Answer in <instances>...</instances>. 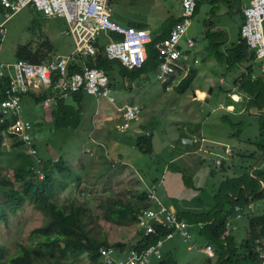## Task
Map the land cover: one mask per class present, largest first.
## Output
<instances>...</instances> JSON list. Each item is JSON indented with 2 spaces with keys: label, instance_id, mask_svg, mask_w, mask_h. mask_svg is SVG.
I'll return each instance as SVG.
<instances>
[{
  "label": "rangeland",
  "instance_id": "374dc122",
  "mask_svg": "<svg viewBox=\"0 0 264 264\" xmlns=\"http://www.w3.org/2000/svg\"><path fill=\"white\" fill-rule=\"evenodd\" d=\"M196 1V11L183 36V58L179 61L191 74L183 86L174 85L171 82L173 78L165 84L161 83L156 78V66L136 76L129 73L123 76L122 71L116 69L110 76L115 102L85 92L67 98L68 104L81 109V124L76 129H56L51 123L52 107L45 110L30 100L24 101L23 114L26 118L33 123L46 120L42 126H37L38 131L47 134L46 138L36 143L40 154L56 159L57 150L61 149L59 153L68 159L72 169L81 172L79 185H71L79 201H87L89 197L86 196L94 198L97 205L109 197L113 201H124L132 194L136 195L137 189L146 191L155 185L156 195L163 203L170 205L174 202L178 209H182L179 205L181 201L172 198L176 192L182 191V187L188 190L190 185L196 184L206 197L219 181L217 188L228 178L240 177L247 183H260L259 169H264V162L256 143L261 139L262 118L255 108L246 109L245 105L251 103L245 97L239 103H231L232 98L223 93L224 90L226 93L233 90L235 79L247 72L249 67L256 72L264 67V57L255 60L245 58L242 63L229 58L241 40V10L249 6L250 0ZM112 8L114 20L125 26L142 22L143 27H147L154 36L155 32H168L183 19L181 0H115ZM11 12L0 0V24L6 21V35L1 41V60L14 62L17 57H22L28 46H39L41 42L46 43L45 51L51 57L74 50L73 38L63 33L68 28L65 18L47 17L32 5L7 18L6 14ZM108 34L103 32L98 36V48L106 46ZM188 39L194 41L192 47L185 46ZM49 45L50 50L47 51ZM180 71L175 76L182 77ZM211 87L213 93L209 99L199 100L205 96L203 92H197L199 99L194 97L195 88L209 91ZM217 98L225 102L223 107L217 105ZM132 103L143 104L145 109L139 119L131 121L130 127L122 130L118 127L121 124L119 108ZM229 103L234 105L233 111L227 107ZM181 133L186 135L183 141ZM150 134L153 152L145 153L136 145L137 139ZM5 145L7 149L12 148L10 142ZM226 147L233 149L228 166L216 170L217 154ZM25 149L20 147L14 149L13 153L26 152ZM184 152L187 153L184 155ZM204 165L215 169L214 176L195 179L198 168ZM255 166L256 175L253 177L251 169ZM263 202L264 199L260 203L255 201V211L263 208ZM103 211L98 208V214ZM244 212H247V208ZM17 213H8V224L0 220V244L6 248L7 257L15 255L17 244L26 243L30 233L45 219L30 202L25 203ZM192 213L184 211L183 214L190 224L195 246L188 249L192 244L176 236L165 243L164 259L170 257L176 264H203L205 256L197 252V248L208 240L199 233L198 224L189 221ZM245 222L247 219L243 218L232 220L233 226L229 229L232 241L235 238L233 232L245 234L242 226ZM96 229H104L105 237L112 244L125 242L130 246L139 237L136 224L122 227L99 220ZM237 240L240 239L232 242L238 247L236 257L223 260L218 253L213 264L260 262L246 258L247 252ZM119 257L116 255V258ZM81 261L76 264H89L86 257ZM158 262L155 258L151 260V264Z\"/></svg>",
  "mask_w": 264,
  "mask_h": 264
},
{
  "label": "trees",
  "instance_id": "16d2710c",
  "mask_svg": "<svg viewBox=\"0 0 264 264\" xmlns=\"http://www.w3.org/2000/svg\"><path fill=\"white\" fill-rule=\"evenodd\" d=\"M136 26L143 28L141 24ZM165 36L167 32L162 34L155 32L154 39H163ZM240 38L239 44L233 49V55L229 58L240 63L245 58L255 60L257 58L255 52L248 48L241 33ZM32 46L33 44L24 49L22 55L24 59L31 62H45L54 57L47 55L46 43L41 42L39 46ZM49 50L50 45L47 51ZM156 62V52L152 45L149 48L148 60L140 69L130 70L119 60H110L104 48H101L95 57L87 60L90 66L105 70L109 78L116 69L121 70L123 76L127 73L131 76L140 75L149 67H157ZM73 68L80 69V63L72 66L70 70ZM255 72L254 68L249 67L247 72L235 79L234 84L239 86V92L251 98L249 101L252 105L250 106L262 112L264 110V72L261 71V67L256 72L257 74ZM190 75L189 72L179 86H183ZM3 84L0 82V92L4 88ZM48 96V93L33 96L31 102L37 106V103L42 102ZM3 99L4 95L1 94L0 102ZM66 100V98L57 97V102L51 108V123L56 129H76L81 124V109L68 104ZM259 116L262 118L261 139L256 143V147L261 150L263 163L264 113ZM45 121L33 123L35 129L38 130L37 126H42ZM11 125V119L0 122V220L8 224V213L17 215V212L22 210L27 202L32 203L45 219L42 225L30 233L26 243L17 244L18 251L15 255L7 257L6 248L0 244V264H76L82 262L81 259L84 257L88 258L87 263L89 264H101L99 249L102 246H115L120 249L146 246V240L141 239L130 246L125 242L112 244L105 237L104 229L97 230L96 227L99 220L122 227L135 225L139 209L151 205L147 199V190L137 189L136 195L132 194L124 201H113L114 199L109 197L97 205L94 198L90 196H86L89 197L87 201H79L71 185L72 183L79 185L82 180L81 172L72 169L68 159L59 153L61 149L57 150L56 159L54 156H42L36 147V142L34 144L38 150V158H36L22 140L9 132ZM151 136V134L139 136L137 139L136 145L145 153L153 152ZM7 142L12 145L11 149L5 148ZM20 147H25L26 152L13 153L14 149ZM256 169V166L251 169L253 177L256 175ZM259 178V184L264 183V169L262 168L259 169ZM259 184L244 182L240 177L231 180L228 178L220 185L214 198V205L209 210L200 215H190L191 223H204L199 233L205 235L209 243L219 247L224 258L227 255L228 259L236 257L238 249L227 233L226 223L235 215L236 205H241L246 210V206L251 201L264 199V186L261 187ZM190 187L194 188V185ZM98 208L103 209L104 213L98 214ZM179 215L184 218V214L179 213ZM257 225L261 235L264 236L263 214L258 216ZM252 244L250 242L245 244L248 249L246 258L260 261ZM176 263L170 257L158 262V264Z\"/></svg>",
  "mask_w": 264,
  "mask_h": 264
},
{
  "label": "built area",
  "instance_id": "2783aa9c",
  "mask_svg": "<svg viewBox=\"0 0 264 264\" xmlns=\"http://www.w3.org/2000/svg\"><path fill=\"white\" fill-rule=\"evenodd\" d=\"M112 1L115 0H2L5 8L12 12L7 18L32 5L37 11L47 17H63L68 23L65 35L71 36L75 43L74 51L70 54H60L54 60L46 63L30 62L17 57L14 62H5L0 59V82L4 88L0 95L2 112L0 122L12 120L9 132L15 134L28 147L33 156L37 157L38 150L34 144L44 137L45 131H38L31 120L23 114L24 101L32 100L33 96L48 93V97L37 106L45 110L50 109L57 97L69 98L85 92L94 96L107 97L111 102L116 101L114 89L106 71L90 66L87 59L99 53L97 46L98 36L108 34V42L104 52L110 60H119L130 70L142 68L148 60L149 48L152 45L156 52V78L161 83H167L179 70H184L179 61L183 58L184 50L181 44L197 8L196 0H181L183 5V19L179 20L170 30L166 38L155 40L150 30L125 26L113 19ZM242 12L245 21L241 26V36L245 39L248 48L254 51L257 58L264 57V0H250L249 6ZM5 20L0 24V52L1 41L6 35ZM187 47H192L194 41L188 39ZM80 63V69L72 66ZM264 72V67H261ZM187 75V73H186ZM255 78V75H253ZM177 85V83H173ZM145 109L143 104H127L121 107L122 130L130 127V122L139 119ZM233 149L226 147L217 154L215 166L222 168L231 159ZM147 199L149 207H141L137 214L136 227L139 239L146 240V246H131L120 249L115 246H102L99 249L101 264H151L152 258L162 260L164 246L167 241L180 236L192 244L190 224L179 215V211L172 205H166L156 195L155 185L148 187ZM255 202L251 201L246 207L255 210ZM261 212L264 215V202ZM245 208L235 206V219L244 217ZM226 225L231 226V221ZM203 228L204 225H201ZM255 252L261 264H264V236L253 241ZM197 252L205 254L208 259L215 258L216 251L213 244L206 242L197 248ZM116 255H120L116 258Z\"/></svg>",
  "mask_w": 264,
  "mask_h": 264
},
{
  "label": "crops",
  "instance_id": "0c3cea01",
  "mask_svg": "<svg viewBox=\"0 0 264 264\" xmlns=\"http://www.w3.org/2000/svg\"><path fill=\"white\" fill-rule=\"evenodd\" d=\"M113 2V1H112ZM241 13H242V22H241V25H242V23H244V21H245V17H244V15H243V12H242V10H241ZM136 24L135 25H130V26H132V27H137L136 25L137 24H141L142 22H135ZM177 23V22H176ZM175 23V24H176ZM174 24V25H175ZM142 25V24H141ZM173 25V26H174ZM172 26V27H173ZM172 27L170 28V30L172 29ZM137 28H139V27H137ZM144 28V27H143ZM144 29H148L147 27L146 28H144ZM67 30V29H66ZM65 30V31H66ZM149 30V29H148ZM170 30H168V32H167V36L169 35V33H170ZM65 31L63 32L64 34H65ZM240 33H241V26H240ZM167 36H165L164 38H166ZM183 46H184V43L182 42V45H181V48L183 49ZM185 46H186V44H185ZM101 49V48H100ZM99 49V50H100ZM74 51V50H73ZM72 51V52H73ZM71 53V52H70ZM70 53H60V54H70ZM60 54H57V55H55L52 59H50L49 61H52V60H54V58L56 57V56H58V55H60ZM23 58V57H22ZM88 60V59H87ZM29 61V60H28ZM49 61H45V62H34V63H46V62H49ZM31 62V61H30ZM157 63V62H156ZM185 71H180L179 73L180 74H182V77H176V80H175V82L178 84V85H176V86H179L180 85V82L187 76L186 75V73L187 74H189V71L185 68L184 69ZM173 79H174V76L172 77ZM221 81H223V79H221ZM172 83H175V82H173V81H171ZM196 89V91H195V95H194V97L195 98H197V92H200V93H204L205 94V96L203 97V98H201V99H199V98H197V99H199V100H203V99H209L210 98V96L212 95V93H213V88L211 87L210 88V90L209 91H207L206 89H201V88H195ZM232 89L233 90H231V91H228L227 93H226V91L224 90V94H227L228 95V97H231L232 98V101L233 102H231V103H235V102H237V103H239V101H240V99H241V101H242V98L243 97H245L246 98V100L247 101H249V100H251V98L250 97H248V95H246V94H244L243 92H239V90H240V88H239V90H238V86L237 85H233L232 86ZM236 93V94H235ZM238 94V95H237ZM238 96H239V98H238ZM225 102L223 101V100H220L219 98H217V105L218 106H220V107H223L225 104H224ZM231 103H229L228 105H227V107L228 108H230L229 110H231V111H233L234 110V105L233 104H231ZM249 103H251V104H248V105H245V107H246V109L247 110H251V106L250 105H252V102H250L249 101ZM260 112L261 111H258V112H256L257 113V115H260ZM181 135V138H182V141L185 139L184 137H186V135L184 134V133H181L180 134ZM205 139V138H204ZM199 149H201V148H199ZM222 151V150H221ZM187 152H184V155L186 154ZM183 154L181 153L180 154V156H182ZM234 156V155H233ZM226 166H228L227 164L225 165V168H226ZM222 169V168H221ZM223 169H224V167H223ZM253 169V168H252ZM216 170H218V169H216ZM252 171V170H251ZM214 172H215V169L213 170V169H211V167L210 166H203V168H198V171H197V173H196V177H195V179H197V178H201V179H204V178H206V177H210V176H214ZM195 176V175H194ZM193 182V181H192ZM220 182V181H219ZM218 182V183H219ZM218 183L214 186V188H213V190L211 191V193H207L206 194V197H203V195L201 194V192H202V188L200 187V186H198V185H196V184H193L194 185V188H191V187H189L188 188V190L187 189H185L184 187H182V191H180V192H176L174 195H173V199L174 200H177V199H179L181 202H180V207L182 208V209H178L177 208V206H176V204L174 203V202H172L170 205H172V206H174V207H176V209L179 211V213H181V214H183L184 213V211L185 212H187V211H192L193 213H192V215H200V214H202L204 211H206V210H209L213 205H214V201H215V195L218 193V190H219V188H220V186H219V188H217V186H218ZM222 184V183H221ZM220 184V185H221ZM262 186H264V183H261V187ZM191 190V191H190ZM160 198V197H159ZM161 199V198H160ZM165 202V201H164ZM192 203H195V205L194 206H191V204ZM259 203H260V201H259ZM257 209V208H256ZM259 215H262V212H261V209H257L256 211L255 210H253V211H250L249 209H247V212H245V214H244V217H243V219H247V222H245V223H243V227H244V231H245V234H241V233H244V232H240V231H236V232H233V236L235 237H233L234 238V242H235V239L236 238H239L240 240H237L238 242L240 241V244H239V246H241V247H244L245 248V251L248 253V249H247V247H246V243L247 242H250L251 244H252V242H253V240H254V238H257V237H262V235H261V232H260V228H259V226L257 225V220H258V216ZM214 218V217H213ZM212 218V219H213ZM233 219H235V215L232 217V218H230L228 221H231V226H227V228H228V235H229V232H230V230L229 229H232V226H233V223H232V220ZM242 219V218H241ZM237 220H239V219H237ZM227 221V222H228ZM198 224V227H199V232H200V229H202V227H201V225H204V223H197ZM231 227V228H230ZM139 238V237H138ZM136 239L135 241L137 242L139 239ZM134 241V242H135ZM133 243V242H132ZM131 243V244H132ZM206 243V242H205ZM204 242L201 244V246L202 245H204L205 244ZM253 245V244H252ZM214 248H215V251H216V255L219 253V256L220 257H222V259L224 260L225 258L226 259H228V255L225 257V258H223V254H222V252H221V250L219 249V247H217V249H216V247L214 246ZM246 253V255H248ZM166 253H165V251H164V255H165ZM163 255V256H164ZM216 255H215V258H216ZM204 262H203V264H213L214 262H215V260L214 259H212V260H210V259H208L207 258V256L204 254ZM164 258V257H163ZM156 261H161V260H157V259H155ZM201 264V263H200ZM258 264H261L260 262L258 263Z\"/></svg>",
  "mask_w": 264,
  "mask_h": 264
},
{
  "label": "bare ground",
  "instance_id": "6f19581e",
  "mask_svg": "<svg viewBox=\"0 0 264 264\" xmlns=\"http://www.w3.org/2000/svg\"><path fill=\"white\" fill-rule=\"evenodd\" d=\"M120 62H121V61H120ZM121 63H122V62H121ZM102 70H103V69H102ZM104 71H105V70H104ZM172 77H173V76H172ZM172 77H171V78H172ZM171 78H170V79H171ZM109 79H110V78H109ZM169 81H170V80H169ZM111 86H112V85H111ZM125 105H127V104H124L123 106H125ZM123 106H122V107H123ZM120 108H121V107H120ZM120 108H119V109H120ZM118 126H119V125H118Z\"/></svg>",
  "mask_w": 264,
  "mask_h": 264
}]
</instances>
